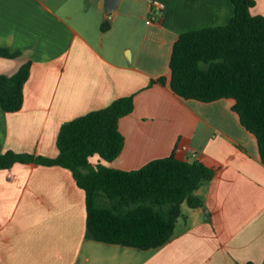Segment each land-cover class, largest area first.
<instances>
[{"label":"crops","instance_id":"crops-1","mask_svg":"<svg viewBox=\"0 0 264 264\" xmlns=\"http://www.w3.org/2000/svg\"><path fill=\"white\" fill-rule=\"evenodd\" d=\"M0 0V73L31 60L22 107L0 106V154L8 149L40 156L58 153L67 120L134 95L118 120L124 137L109 167L136 169L174 151L215 169L196 189L172 237L138 248L86 237L85 192L68 168L15 162L0 168V264H264V164L256 137L232 109L234 99H185L170 87L169 59L181 32L223 25L232 0ZM253 14L264 15V0ZM152 14V16H151ZM108 21L109 27L101 29ZM165 76L166 82L150 81ZM185 146V147H184Z\"/></svg>","mask_w":264,"mask_h":264},{"label":"trees","instance_id":"trees-1","mask_svg":"<svg viewBox=\"0 0 264 264\" xmlns=\"http://www.w3.org/2000/svg\"><path fill=\"white\" fill-rule=\"evenodd\" d=\"M233 15L223 25L181 32L169 59L170 87L185 99H234L232 109L254 134L264 164V15L253 14L255 0H232ZM109 27L107 20L101 29ZM0 47V56L14 57ZM32 61L13 74L0 73V106L22 107L24 84ZM165 76L151 80L165 83ZM134 108V95L64 121L56 138L58 153L40 156L8 149L0 154V168L15 162H36L68 168L85 192L86 237L138 248H155L173 235L181 204L202 206L195 191L209 182L215 169L198 159L178 158L174 151L136 169H120L92 162L95 154L111 161L122 149L124 137L118 120ZM245 264H254L251 261Z\"/></svg>","mask_w":264,"mask_h":264},{"label":"built area","instance_id":"built-area-1","mask_svg":"<svg viewBox=\"0 0 264 264\" xmlns=\"http://www.w3.org/2000/svg\"><path fill=\"white\" fill-rule=\"evenodd\" d=\"M148 2L150 7L154 9L155 13H162L166 7V4L163 0H148Z\"/></svg>","mask_w":264,"mask_h":264},{"label":"water","instance_id":"water-1","mask_svg":"<svg viewBox=\"0 0 264 264\" xmlns=\"http://www.w3.org/2000/svg\"><path fill=\"white\" fill-rule=\"evenodd\" d=\"M119 3V0H104L105 13L108 14L113 11Z\"/></svg>","mask_w":264,"mask_h":264},{"label":"rangeland","instance_id":"rangeland-1","mask_svg":"<svg viewBox=\"0 0 264 264\" xmlns=\"http://www.w3.org/2000/svg\"><path fill=\"white\" fill-rule=\"evenodd\" d=\"M151 16H152V14H151ZM187 206H188L187 205V202L186 201H183L182 204H181V208H182V211L183 212L186 210Z\"/></svg>","mask_w":264,"mask_h":264}]
</instances>
